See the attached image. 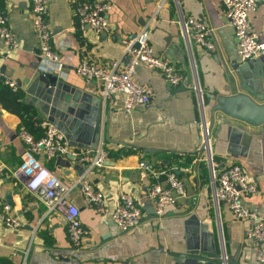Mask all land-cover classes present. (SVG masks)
I'll return each mask as SVG.
<instances>
[{"label":"crops","instance_id":"crops-1","mask_svg":"<svg viewBox=\"0 0 264 264\" xmlns=\"http://www.w3.org/2000/svg\"><path fill=\"white\" fill-rule=\"evenodd\" d=\"M97 1L110 3L105 14L109 31L104 34L79 27L76 0H47L50 46L62 65L57 81L67 90L78 91L74 115L68 116V122L57 98L62 91L45 87L39 79L40 73L53 72L38 69L29 1L0 0V12L7 16L18 42L11 48L0 39V76L15 82L18 101L31 111L33 135H41L38 123L47 119L60 130L66 127L71 147L89 146L99 114L98 144L107 152L104 166L91 169L67 156L35 157L65 185H72L66 198L77 207L78 219L88 231L80 247L73 249L66 239L63 218L46 213L22 179L13 175L24 150L18 130L24 128L20 116L0 104V203H8L20 221L12 229L0 220V264H196L193 259L177 260L170 253H188L203 242L236 263L254 264L259 244L246 238L247 222L234 219L224 203H212L206 165L193 160L203 116L209 125L211 153L224 163L242 166L247 179L256 185V191L243 197V202L264 214V124L250 125L211 110L216 98L241 93L231 67L239 63L233 31L223 22L220 0ZM186 16L208 25L213 51L183 39L178 22ZM248 24L264 41V2L249 14ZM142 27L148 29L152 53L170 60L185 82L168 87L156 72L137 65L135 79L154 95L148 104L125 114L118 96L103 103L99 84L79 77L74 66L88 59L121 68L127 57L120 39L133 38ZM192 86L199 90L201 102ZM141 161L153 169L173 170L186 188V196L166 206L159 216L145 194L150 177L138 167ZM83 177L104 195L110 208L120 194L129 193L142 214L137 229L118 233L108 217L86 206L78 184Z\"/></svg>","mask_w":264,"mask_h":264},{"label":"built area","instance_id":"built-area-1","mask_svg":"<svg viewBox=\"0 0 264 264\" xmlns=\"http://www.w3.org/2000/svg\"><path fill=\"white\" fill-rule=\"evenodd\" d=\"M28 1L31 27L39 57L38 69L42 72L57 74L62 65L58 55L50 46L51 31L45 18L47 0ZM220 2L223 22L233 31L236 61L242 63L264 55V41L258 38L248 24L249 14L258 3L264 0H220ZM76 3L74 13L80 28L87 26L97 34L109 31L105 16L110 8L109 2L76 0ZM178 23L181 35L186 42L191 41L207 51H213L214 44L211 41L210 28L202 19L186 16L182 17ZM0 39L8 47L18 45L14 33L7 24V16L1 12ZM120 42L123 45V55L127 57L121 68H117L115 63L106 67L88 59H82L74 66V72L79 77L87 82L95 81L99 84L103 103L118 96L122 112L129 114L135 107L146 105L151 101L153 91L134 77L135 68L139 64L156 72L168 87L184 84L185 78L176 71L170 60L152 53L146 27H142L133 38L122 37ZM0 82L12 91L16 90L13 80L0 76ZM196 92L201 102L199 90L197 89ZM38 125L41 135L37 138L22 128L18 130L24 150L20 154L21 164L13 170V175L22 179L25 188L42 203L46 213L58 214L63 218L67 242L71 248L77 249L87 237L88 231L78 219L77 207L66 198V193L72 185H65L42 164L36 162L35 157L39 154H43L45 159L57 155L70 156L85 165L87 169H91L104 166L107 152L101 143L95 149L71 147L64 134L47 119H41ZM199 129L197 154L193 160L203 161L206 165L210 180L209 198L215 205L218 202L224 203L234 219L247 222L246 238L259 244L255 253V261L264 264V214L243 202V197L256 191V185L247 179L240 164L224 163L213 156L209 144V125L203 116ZM138 167L150 177L145 194L152 202L156 216L161 215L166 206L175 205L178 200L186 196L183 181L173 170L153 169L142 161L138 163ZM1 170L0 163V172ZM78 184L86 206L108 217L118 233H129L137 229L142 214L129 193L120 194L115 205L110 208L107 206L104 195L94 189L88 179L80 178ZM0 220L7 228L16 229L20 226V221L12 212L11 206L5 202L0 203Z\"/></svg>","mask_w":264,"mask_h":264},{"label":"water","instance_id":"water-1","mask_svg":"<svg viewBox=\"0 0 264 264\" xmlns=\"http://www.w3.org/2000/svg\"><path fill=\"white\" fill-rule=\"evenodd\" d=\"M231 67L237 78L241 93L216 98L211 110H219L228 117L244 121L250 125L264 124V55L242 62V64L233 63ZM39 79L43 81L45 87H55V89L62 91L61 94L63 93V95H58L57 98L62 102L60 110L67 116L65 121L69 122L71 119L68 116L74 115L78 91L67 90L66 87L61 86L62 83L57 81V74L55 73H40ZM99 126L100 115L97 114L93 122L94 128L91 130L93 132L92 145L86 146L84 141L85 146L79 148L95 149L97 147ZM262 129H264V125ZM60 131L66 138V127ZM67 157L73 159L72 157ZM204 243L200 247L199 245L196 246L191 252L170 253V256L177 260L182 258L193 259L196 264H239L230 257L224 256L220 249ZM254 264L261 263L255 261Z\"/></svg>","mask_w":264,"mask_h":264},{"label":"trees","instance_id":"trees-1","mask_svg":"<svg viewBox=\"0 0 264 264\" xmlns=\"http://www.w3.org/2000/svg\"><path fill=\"white\" fill-rule=\"evenodd\" d=\"M19 92L14 90L12 91L7 85L0 82V104L6 109L11 110L13 112H16L20 118H21V124L23 125V128L26 129L28 132H30L32 135L33 130H31L32 127V118L29 113L31 111L24 105H22L19 101ZM37 138L39 135L35 136Z\"/></svg>","mask_w":264,"mask_h":264}]
</instances>
